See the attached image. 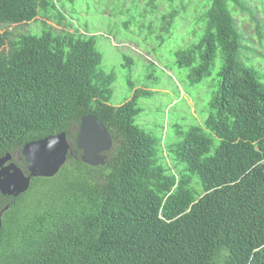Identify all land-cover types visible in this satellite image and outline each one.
Instances as JSON below:
<instances>
[{
    "label": "trees",
    "instance_id": "trees-1",
    "mask_svg": "<svg viewBox=\"0 0 264 264\" xmlns=\"http://www.w3.org/2000/svg\"><path fill=\"white\" fill-rule=\"evenodd\" d=\"M250 1L210 0L200 39L175 51L193 84L222 60L203 125L167 146L176 167L186 165L175 172L162 136L137 123L139 99L153 91L138 88L123 104L109 103L117 75L101 67L96 34L81 32L61 0H0V24L42 14L75 28L0 31V158L11 153L26 170L23 146L62 131L75 148L55 176L34 177L17 197L0 192V212L9 205L0 264H264V73L235 16L247 13L263 43L264 0L259 7ZM90 113L113 136L105 165L85 163L75 145Z\"/></svg>",
    "mask_w": 264,
    "mask_h": 264
},
{
    "label": "rangeland",
    "instance_id": "rangeland-1",
    "mask_svg": "<svg viewBox=\"0 0 264 264\" xmlns=\"http://www.w3.org/2000/svg\"><path fill=\"white\" fill-rule=\"evenodd\" d=\"M183 2L187 6L178 0H156L155 3L151 0L60 2L66 15L81 32L88 30L97 35V47L103 53L101 67L117 75L110 104H123L135 95L138 88L153 91L152 95L139 99L143 110L137 116V123L154 135L162 136L164 160L175 172L186 165L180 161L176 167L178 161L169 154L167 146L181 140L191 125H203L212 92L218 87L222 66V60L217 56L210 76L196 84L188 79L189 69L179 66L175 51L200 39L205 28L202 16L210 5V0ZM259 2L251 0L250 5L259 7ZM176 6L181 9L178 16L171 21L165 20L164 15ZM233 12L236 14L235 9ZM235 16L243 32V43L254 44L258 49V61L261 63L258 69L263 74L264 57L261 54L264 55V42L261 43L258 38L257 24L247 13L239 11ZM258 17L264 24L261 11ZM65 23L66 20L59 23L40 14L25 23L0 24V31L9 32V36L13 37L23 32L41 33L47 26H53L56 31L75 30L73 25ZM4 48L8 50L9 45ZM240 53L245 63L253 64L251 54L244 53L243 49Z\"/></svg>",
    "mask_w": 264,
    "mask_h": 264
},
{
    "label": "water",
    "instance_id": "water-1",
    "mask_svg": "<svg viewBox=\"0 0 264 264\" xmlns=\"http://www.w3.org/2000/svg\"><path fill=\"white\" fill-rule=\"evenodd\" d=\"M113 143L111 131L98 116L92 113L82 116L75 145L85 163L105 165ZM74 152V143L65 131L27 142L21 149V155L28 162L26 170L14 161L11 153L0 158V192L17 197L30 188L34 177L55 176ZM8 207L0 212V229L2 215Z\"/></svg>",
    "mask_w": 264,
    "mask_h": 264
}]
</instances>
